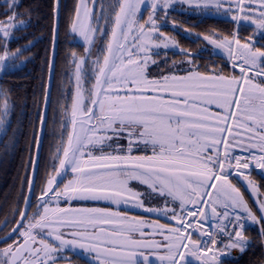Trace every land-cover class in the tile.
<instances>
[{
  "label": "snow or ice",
  "instance_id": "obj_1",
  "mask_svg": "<svg viewBox=\"0 0 264 264\" xmlns=\"http://www.w3.org/2000/svg\"><path fill=\"white\" fill-rule=\"evenodd\" d=\"M20 7L0 12V76L31 62L8 47L31 23ZM176 12L198 18L184 32L219 61L168 34L185 23ZM50 15L43 107L0 220V264H227L257 247L251 264H264V0H52ZM65 17L82 51L70 43L57 82ZM217 18L232 27L193 31ZM12 92L0 84L5 150L22 127Z\"/></svg>",
  "mask_w": 264,
  "mask_h": 264
},
{
  "label": "trees",
  "instance_id": "obj_2",
  "mask_svg": "<svg viewBox=\"0 0 264 264\" xmlns=\"http://www.w3.org/2000/svg\"><path fill=\"white\" fill-rule=\"evenodd\" d=\"M51 2L52 0H20L21 7L18 10L21 13H25L27 9L31 8L30 14L23 15L20 18L30 20L31 23L27 27L16 30L8 44L12 52H15L17 48H27L23 55L19 57L18 63L28 59L31 62L21 64L15 72L0 76V84L13 89L12 96L16 107L12 116V127L15 128L18 121L22 122L18 143L13 148L5 150L8 138H0V203L5 201L15 185H19L18 176L22 174V163H25L27 155V142L31 138L30 120L37 111V107L42 106V82L46 84L47 79L45 60L50 56L52 41ZM71 3L72 0H68V4ZM4 4L5 0H0V12L4 10ZM183 20L185 21V27L198 22L196 17H187ZM216 23L215 20L199 22L198 27L193 31H203L209 25H215ZM166 31L174 36L182 46L196 49L197 45L202 43V39L196 41L194 36L188 38L170 29H166ZM3 44L4 41L0 38V54L3 53ZM60 51L61 47L58 45L57 67L64 69L62 62L64 56L60 54ZM177 58H179L178 55ZM201 59L202 62H206L210 58L201 57ZM9 134L11 135V130ZM250 254L251 251L249 250L242 261L231 262L228 260L227 264H247L248 261L255 259V256L252 257Z\"/></svg>",
  "mask_w": 264,
  "mask_h": 264
},
{
  "label": "flooded vegetation",
  "instance_id": "obj_3",
  "mask_svg": "<svg viewBox=\"0 0 264 264\" xmlns=\"http://www.w3.org/2000/svg\"><path fill=\"white\" fill-rule=\"evenodd\" d=\"M62 2H65V3H68V0H62ZM177 7H179V6H177ZM172 15H174L175 17H176V19L178 20V21H184L183 19L184 18H187L188 16H186L185 14H183V13H179V12H176V13H173ZM217 23L215 24V26L217 27V28H230V27H232V25L231 24H226L224 21H223V19H220V18H217V19H214ZM66 23H67V19H66V17H65V19H63L62 21H61V31H60V38H59V42H58V45H60V47H61V51H60V54L62 55V56H64L65 55V52L66 51H68L69 50V45H70V43H71V47L72 48H76L78 51H82V47H80V45L82 44V41H80L79 40V38L77 37L76 39H75V41L74 42H72L71 41V38L69 37V38H66L65 37V26H66ZM184 28H185V26L183 25V27H178L176 30H174L175 32H178V33H180L181 35L184 33L183 31H184ZM167 29H170V30H172V26H171V23H169L168 24V26H167ZM173 31V30H172ZM250 29L248 30V32H245V33H243L244 35H247V34H249L250 33ZM184 37H186V36H184ZM201 44H203V41H202V43ZM58 45H57V47H58ZM172 51H177L178 52V50H169V54L171 55V52ZM64 53V54H63ZM58 57V56H57ZM201 57H203V58H205V57H208V58H216L215 60H217V61H219V59L221 58V57H211L207 52L206 53H204V52H202L201 53ZM228 70H231V68H230V65H228ZM63 71H66V68L64 67V69H62L61 67L60 68H56V76H57V82H59V80H60V78H61V73L63 72ZM237 72L239 71V69H237L236 70ZM66 79V78H65ZM43 107V103H42V106L40 107V108H42ZM50 115H51V112H50ZM54 141H52L51 140V138H49V140H46L45 141V144H44V155H45V158H47L48 157V154H49V148H48V145H49V143H53ZM27 155H28V152H27ZM27 155H26V160H25V162L27 161ZM23 175V169H22V174H21V176ZM241 187H242V189L245 191V192H247V189L243 186V185H241ZM16 188V189H15ZM15 188H13V190L10 192V195H8L7 196V198L5 199V201H2L1 203H0V220H2L3 218H4V215L6 214V213H8L9 211H10V208H11V205H12V203H13V201L15 200V198H16V196H17V194H18V192H19V185H15ZM249 232H250V234L251 235H253V236H255L256 235V229H255V227L253 226V227H250V229H249ZM251 251V256L253 257V251L252 250H250ZM259 255H260V249H259V247H257L256 249H255V259L257 258V257H259ZM69 256H70V258L74 261V264H84V258L83 257H78V256H73V255H71V254H69ZM246 257V254L239 260V261H242L244 258ZM230 259V261L231 262H239V261H232L231 260V257H229ZM255 259H253V260H255ZM253 260H250V261H248V263L247 264H251V262L253 261Z\"/></svg>",
  "mask_w": 264,
  "mask_h": 264
},
{
  "label": "bare ground",
  "instance_id": "obj_4",
  "mask_svg": "<svg viewBox=\"0 0 264 264\" xmlns=\"http://www.w3.org/2000/svg\"><path fill=\"white\" fill-rule=\"evenodd\" d=\"M246 254V253H245ZM245 254H241L238 249L236 250H231L230 255H231V260L238 261L240 260ZM230 259V258H229ZM228 259V260H229Z\"/></svg>",
  "mask_w": 264,
  "mask_h": 264
},
{
  "label": "rangeland",
  "instance_id": "obj_5",
  "mask_svg": "<svg viewBox=\"0 0 264 264\" xmlns=\"http://www.w3.org/2000/svg\"><path fill=\"white\" fill-rule=\"evenodd\" d=\"M184 32V31H183ZM183 36H186V34H185V32L182 34ZM186 37H188L189 38V36H186ZM202 39V38H201ZM203 45L208 49V51H203L204 53H208L209 55H210V51H211V46H208L207 44H206V42H203ZM217 57H221V54H217ZM226 59V58H225ZM230 257H231V255H230Z\"/></svg>",
  "mask_w": 264,
  "mask_h": 264
},
{
  "label": "water",
  "instance_id": "obj_6",
  "mask_svg": "<svg viewBox=\"0 0 264 264\" xmlns=\"http://www.w3.org/2000/svg\"><path fill=\"white\" fill-rule=\"evenodd\" d=\"M51 47H52V44H51ZM50 54H51V49H50ZM47 79H48V72H47ZM47 79H46V83H47Z\"/></svg>",
  "mask_w": 264,
  "mask_h": 264
}]
</instances>
